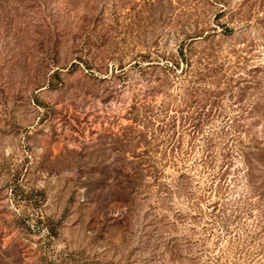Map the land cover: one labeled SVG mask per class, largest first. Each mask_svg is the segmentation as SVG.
<instances>
[{
    "label": "rangeland",
    "instance_id": "obj_1",
    "mask_svg": "<svg viewBox=\"0 0 264 264\" xmlns=\"http://www.w3.org/2000/svg\"><path fill=\"white\" fill-rule=\"evenodd\" d=\"M153 217L264 264V0H0V264H140Z\"/></svg>",
    "mask_w": 264,
    "mask_h": 264
},
{
    "label": "trees",
    "instance_id": "obj_2",
    "mask_svg": "<svg viewBox=\"0 0 264 264\" xmlns=\"http://www.w3.org/2000/svg\"><path fill=\"white\" fill-rule=\"evenodd\" d=\"M180 52L182 54V57H184L183 50H180ZM202 94L203 95L198 94L197 97L195 98L196 108L197 109L199 108L201 110L204 107V105L207 103L206 101L209 95V90L207 89L205 91H202ZM150 174L153 175V177H157L156 170L154 169L153 171H151ZM120 202H123L124 204L126 203L125 201H120ZM218 211H219V208L217 206V201H215L210 211L211 213H213V216L215 217L213 220V224H215V226L220 227L223 231H225V228H226L225 219H223V217H219L217 213H214ZM131 212H132V209L128 208L126 209L124 213L127 214ZM123 220L124 218L122 219L119 218L118 224L123 223L124 222ZM159 221H160L159 219H156L155 217H153L149 222L144 224V226H146L147 228L149 227L150 229L148 230L143 229L139 233V238H140L139 242H141L144 245L143 248L149 250V258L140 257L139 258L140 264H146V263L147 264H169V261L171 260H179L181 258H188L187 256H188L189 251H186V249L188 250V247L190 248L191 238L185 235H182V237H177V235L175 234L169 237H166L165 231L162 233L160 230L161 227H159ZM119 226L125 228L127 227V224L119 225ZM214 227L211 226L209 228V230H211V234H212V230L214 229ZM161 244H162V247H161ZM191 244L196 245L194 243H191ZM200 251H202L201 253H203V250H201V248H200ZM167 253H168V260L166 259ZM216 261L218 260L216 259Z\"/></svg>",
    "mask_w": 264,
    "mask_h": 264
}]
</instances>
